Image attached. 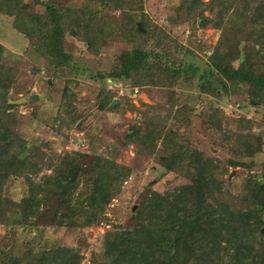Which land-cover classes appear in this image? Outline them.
<instances>
[{
    "label": "trees",
    "instance_id": "obj_1",
    "mask_svg": "<svg viewBox=\"0 0 264 264\" xmlns=\"http://www.w3.org/2000/svg\"><path fill=\"white\" fill-rule=\"evenodd\" d=\"M106 11H116L118 17L111 19ZM0 15L10 18L11 28L23 36L53 76L84 70L80 56H74L68 45L71 30L90 53L102 45L120 43L122 49L115 51L105 68L89 73L104 81L94 106L103 112L135 111L139 117L127 125L121 145L137 154L152 153L159 140L163 172L181 178L163 192L148 187L136 209L129 208V219L104 232L97 264H264V188L258 187L264 164L259 173L250 171L256 156L262 155L263 144L262 133L254 131V126L257 118L264 117V0H177L167 16L170 24L219 31L212 51L200 63L190 59L196 56L192 49L152 21L144 11V0H69L64 5L0 0ZM4 50L0 43V225L8 230L18 225L25 235L17 244L10 230L7 243L0 247V264H85L74 246L41 247L43 235L35 228L34 218L42 205L53 201L50 224L97 225L106 220V206L120 192L130 167L116 159V148L111 156L73 151L46 159L38 145L28 146L16 132L17 113L12 109L17 105L8 102L15 70L3 62ZM180 85L194 88L197 96L207 97L211 104L213 99L233 98L239 107L248 106L250 115L236 118L226 117L213 105L205 113L204 123L219 131L227 157L204 155L174 127L187 126L193 110L188 103L176 105ZM117 87L129 89L130 94L139 89L165 90L166 107L139 100L140 108L129 93L112 104ZM65 104L73 121V98ZM161 107L163 114L157 110ZM170 120L174 125H169ZM43 165L50 171L35 179ZM236 166L246 174L239 190L226 198L229 168ZM17 177L23 189L14 199L4 189L8 180ZM13 213L20 218L10 222Z\"/></svg>",
    "mask_w": 264,
    "mask_h": 264
},
{
    "label": "rangeland",
    "instance_id": "obj_2",
    "mask_svg": "<svg viewBox=\"0 0 264 264\" xmlns=\"http://www.w3.org/2000/svg\"><path fill=\"white\" fill-rule=\"evenodd\" d=\"M57 5H64L69 0H47ZM177 0H144V11L153 22L168 30L172 36L184 46L192 49L196 56L190 58L197 63L206 58L215 45L219 31L212 27L202 28L196 24L172 25L167 16L170 8ZM106 16L115 19L117 12L106 11ZM10 18L0 15V43L4 46L3 62L9 64L15 75L12 79L8 99L27 97L28 100L16 103L12 110L17 113L16 132L27 141V145H38L45 153V157L55 159L63 153L78 151L92 156L101 153L111 156V151L117 149L116 159L130 167L128 178L122 183L120 192L116 194L107 204L104 211L106 220H101L95 226L77 228L56 226L50 224V215L53 212L54 203L48 201L41 207V213L34 218L35 228L42 233L39 238L41 247L53 244L74 246L83 254L85 264L98 263V251L101 236L106 230L117 229V223H123L129 219V208L136 209L137 202L148 187L163 192L178 183L181 178L174 172H163L158 162L161 155V144L158 140L152 153L137 154L131 147H123L121 141L127 125L139 117L134 112L125 111L120 114L111 111H100L94 106V96L104 81L91 77L89 73L105 68L115 56V51L122 49L119 43L102 45L96 52H87L84 44L74 38V31H70L68 45L74 56L78 58L83 71L78 74L53 76L50 67H47L42 58L26 45L25 39L10 26ZM202 64V63H201ZM109 89L114 86L105 84ZM177 88L176 105L188 103L193 108L189 115L187 126L177 124L174 126L179 133L188 135L189 144L201 150L204 155L217 158L228 156L226 147L223 146L219 131L204 123L205 113L209 106L220 108L228 118H236L239 115H250L248 106H238V102L231 98L229 101L213 99L212 104L205 96H197L192 87L180 85ZM65 90L66 95H63ZM129 93L132 102L140 105L139 100L154 105L163 106L166 98L165 90L148 88L147 91L139 89L130 94L129 89L116 88V94L112 99L117 102L121 94ZM34 96V98H32ZM73 98L75 119L71 121L69 114L65 112L68 99ZM166 107V105H164ZM69 109V108H68ZM70 110V109H69ZM161 114L164 108L157 109ZM257 125L254 131L262 133L261 156H256L254 164L250 169L253 173H259L264 164V117L256 119ZM67 122V123H66ZM169 125L173 122L170 120ZM174 125V124H173ZM228 127H233V121H229ZM230 133V131L228 130ZM50 168L43 165L38 176L49 172ZM246 170L241 167L229 168L228 180L226 182L228 195L233 196L240 188L242 176ZM22 181L20 178L8 180L4 194L18 199L22 193ZM16 218V217H15ZM14 218L10 221L13 222ZM10 230L16 236V242L23 241L25 233L18 225H13L9 230L0 225V247L7 243ZM32 232L34 229L31 230ZM35 232V231H34ZM38 239V240H39Z\"/></svg>",
    "mask_w": 264,
    "mask_h": 264
},
{
    "label": "water",
    "instance_id": "obj_3",
    "mask_svg": "<svg viewBox=\"0 0 264 264\" xmlns=\"http://www.w3.org/2000/svg\"><path fill=\"white\" fill-rule=\"evenodd\" d=\"M139 25V24H138ZM32 98H34V96H32ZM26 98L25 97H18V98H15V99H8V102L9 103H20L22 101H25ZM115 103V100L112 101V104ZM229 133V132H228ZM258 187L260 188H264V177L263 178H260L258 180ZM134 209V207L132 208V210ZM20 218V215L18 213H13L10 218H9V221H11L13 218ZM261 219L263 220L264 222V213L261 214ZM263 228H264V225H263ZM176 235H174L173 237V240L175 239Z\"/></svg>",
    "mask_w": 264,
    "mask_h": 264
},
{
    "label": "built area",
    "instance_id": "obj_4",
    "mask_svg": "<svg viewBox=\"0 0 264 264\" xmlns=\"http://www.w3.org/2000/svg\"><path fill=\"white\" fill-rule=\"evenodd\" d=\"M134 92H135V90H134Z\"/></svg>",
    "mask_w": 264,
    "mask_h": 264
}]
</instances>
